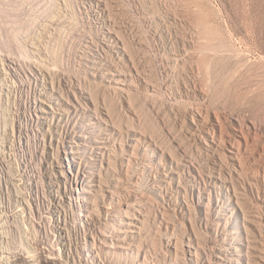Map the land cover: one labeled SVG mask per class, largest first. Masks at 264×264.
I'll list each match as a JSON object with an SVG mask.
<instances>
[{"label":"rangeland","instance_id":"obj_1","mask_svg":"<svg viewBox=\"0 0 264 264\" xmlns=\"http://www.w3.org/2000/svg\"><path fill=\"white\" fill-rule=\"evenodd\" d=\"M105 2L110 9L104 8ZM111 29H120L134 50L137 64L151 68L161 86L151 100L133 98L131 106L135 109L111 90V76L102 75L106 69L120 70V80L131 83L133 67L119 52L117 42L109 38ZM36 62L45 65L40 67ZM52 85L62 92V106L71 112L67 109L49 114L54 104L63 108L50 102ZM92 100L99 103L100 112L111 110L113 120L123 129L133 125L148 137L160 138L158 144L177 151V160L183 159L180 163L195 160L204 171L221 170L225 176L236 171L229 158L222 161L223 166L220 151L197 139L212 130L218 137L222 129L216 125L221 122L223 135L241 142L243 161L253 170L247 173L252 175L261 168V180H254L256 184H251L252 190L247 188V192L244 179L248 175L234 172L238 187L245 190L249 202L259 191L264 196V0H0V264H71L60 250L59 232L55 231L63 218L51 214V208L61 207L58 202L68 200L73 183L79 179L89 185L102 175L112 189L115 178H121L122 184L127 182L126 171L120 168L106 173L102 168L106 159L93 154L90 147L72 168L60 167L61 161H67L58 151L81 143L83 135L89 136L87 142L102 136L89 132L87 125L93 114L90 112L95 111L87 110ZM199 118L207 122L210 131L205 128L203 133L195 128V119ZM102 127L105 133L106 124ZM117 128L108 126L104 135L111 152L121 138ZM124 136L127 142L129 136ZM138 163L131 171H136L150 201L141 206L146 212V227L134 234V240L151 248L152 253L155 246L160 249L168 239L167 233H160L163 223L170 221L172 225L178 218L167 212L173 204L170 195L164 197L149 183L154 175L151 168L142 172L139 169L143 165ZM184 172L186 177L188 171ZM63 173L70 179L66 181ZM214 201L221 212L230 208L218 196L214 195ZM196 213V223H192L196 232L203 237L223 236L213 219L207 225ZM70 218L67 221L72 226ZM227 220L229 231L244 229L239 211ZM183 221L185 224L178 223V229L168 234L186 236L192 227L187 219ZM94 229L80 231L78 241H84L92 231L99 234L98 228ZM75 236L72 233L74 242ZM105 264L125 263L114 260Z\"/></svg>","mask_w":264,"mask_h":264},{"label":"bare ground","instance_id":"obj_2","mask_svg":"<svg viewBox=\"0 0 264 264\" xmlns=\"http://www.w3.org/2000/svg\"><path fill=\"white\" fill-rule=\"evenodd\" d=\"M108 4L109 2H105V7H104L105 9L107 8L110 9ZM119 30H114V29L109 30L108 36L111 40L117 42L118 45L117 44L116 45L120 49L119 52H121L127 58L129 63L133 67V71L131 72L132 74L131 79H129L131 83L126 82L127 83L126 84L125 83L126 79L125 80L123 79L124 80V81L122 80L123 82L120 80V75L123 74L121 73L122 71L120 70L107 71L106 69L104 72L105 74L102 75L104 77L106 75L107 77L109 75L111 76L112 78L110 79L112 80L111 90H113L115 94L122 95L125 98L127 104H129L128 106H130L132 109H135L134 106H133L134 108L131 106V103L133 104V98L135 99L136 97V99H139L137 97H140L141 99L142 97L144 98V100L146 99L147 101V99L149 100L150 97L153 98L154 95H156L157 91L161 86L160 83H158V81L154 78L153 75L154 73L152 74V72L150 71L151 70L150 67H148L150 68V70H148L147 68L145 67L143 68L137 64L136 59L134 58V50L130 48L131 46L129 45L128 41L126 42V40L124 39V37H122L123 35H121ZM121 31L123 30L121 29ZM109 38H107V40H109ZM183 45L184 46L186 45L185 41H183ZM146 60H148V58ZM37 64H36L37 66L40 65L41 67V65L44 63L40 64L39 62ZM93 74L95 76L97 75L96 72ZM114 82L116 84H114ZM50 93L52 95L51 99L49 98L50 102L52 104L56 103L62 106L63 104L61 102L62 92L58 88L55 89V87L53 86V89ZM96 100L95 101L92 100L94 102L91 109H87V110H95L90 112L93 114L88 119L87 125L90 130L89 132L91 133L98 132V134L102 136L99 137L98 139H95L98 137L97 136L93 138L95 139L94 141L92 140V142L89 141L87 142L89 136L83 135L82 137L83 139L81 143H78L76 145L75 143H73L74 145L71 144L70 145L71 147L69 149L64 148L62 151H58L59 157L65 158L67 161V163L61 161L60 167L63 170H65V168L71 167L72 164L76 162L77 158H82L83 156H85L84 153H86V151L90 147L93 150V154L95 153L96 156H100L99 157L100 159L103 160L106 159L105 163H103L102 165V168L105 169L106 173L110 175L112 171L113 173H115V171L120 168L122 172L126 171L127 182L122 184L123 180L121 178H115L113 184L115 183L116 185L115 188L112 189V187L108 185V182L106 183L104 181L102 175H99L97 178L95 177L96 180L94 181V183L89 185L86 184L82 179L79 180L76 179L77 181L73 183L75 186H73L71 192H69L70 195L68 197V200L63 199L64 201L58 202L61 207L51 208V212H50L51 214L56 213L58 214L59 218H63L62 224L59 225L55 231L59 232V236L61 240L60 250L62 251L63 255H65V257L68 259V261H70L71 264H88V263L100 264V262H103V264H105L106 261L112 262L114 260H119L121 262H124L125 264H264V196L259 191L257 197L254 198V200L251 202H249V200L247 201V197L244 196L245 195L244 191L247 188L252 190L251 184L253 183L256 184V182H259L261 180L260 179L262 178L261 168L258 167L260 169L256 170L257 172H254V174L256 173L255 175L253 173H251L252 175L247 173L251 169H249L248 166L246 167V163H244L245 159L243 158L240 149L241 142H238L237 140H232V138L223 135L224 134L222 133L223 128H221L223 124H221V122L219 123L217 122V125L215 124L216 126H219L220 130L222 129L221 134L220 135L219 133L217 134L219 135L218 137L215 136L213 130H212L213 133H211L212 132L211 131L210 134L203 135V133L206 132L205 128L209 130L208 129L209 127H207V122L203 118L202 119L199 118L198 121L195 119L196 122L192 120L194 122L195 128L203 132L202 134L200 133L203 136L199 138L198 134L200 131H197L198 134L197 133L194 134L196 131V129L194 128L193 129L195 131L192 130V132H194L193 133L194 135H198L197 139H200L208 146L215 147L217 151H220L219 155H220L221 163L224 160L227 161V159L229 158L228 161L232 162V164L235 166L236 171H232L233 173L230 172L231 173L230 175H225V176L222 174L223 171L220 172L221 170L219 172L204 171L203 167L202 168L199 166L197 167V165L195 164L196 163L195 160H193L195 163L191 161L192 159L191 157H190L191 162L183 163L185 162L186 160L185 159L182 163H180L183 159L182 160L179 159V161L177 160L179 158V157L177 158L175 157L177 151L174 152V150L171 148H170L171 150L169 149L170 151L166 150L167 148H165V145L164 147H162L161 144H160L161 146L158 144L160 138L157 141V139H155L154 136L148 137L144 134V132H142L141 129L140 130L137 129L138 127L132 128L133 125L130 127L126 126L127 127L126 130L123 129L121 124H120L121 126L118 125L119 122L117 123L115 122V120H113L114 114L112 115L111 110H107L105 112H100L98 110L99 103L96 102ZM54 106H52L51 110L49 111V114L51 115L56 114V112H59V110H67V109L69 111L71 110L69 108H64L63 106L62 107L64 109L60 107L57 108V106L55 107ZM108 106L110 105L108 104ZM75 108H77L78 110L80 107L78 108V104H76ZM189 114L190 112H188L187 110L185 112V115L189 116ZM110 119L112 120V123H110L111 125L109 124V121L111 122ZM114 122L117 123L118 126L116 124H115L116 126H114L113 124ZM104 123L107 126L105 127L106 130L105 133H103L102 130L103 128L102 125ZM108 126L113 127L115 130L117 127H119L117 128L119 130L118 135L121 137L120 141H118L119 144H117L118 147L114 148L112 152L108 142V138L104 136L109 130ZM204 129L205 131H202ZM216 130L219 132L217 128ZM124 133H126L127 136H129L127 137V142H124L125 141ZM193 137L195 138L194 140H196V137L195 136ZM140 160L142 161L140 162ZM134 163H138V164L141 163L143 165L141 166L143 168L140 167L139 169L140 171L142 170V172H144V170L147 168H151V171H153L152 173H154V175L150 179L149 183L153 185L152 187L159 190L162 193L161 195L163 196L170 195L169 196L170 200L173 202V204L169 206V210H167V212L170 211L171 212L170 214H174L176 218H178V220L175 221L172 225L170 224V221L169 222L164 221L165 223H163V226L160 229V233L164 231L165 233L168 234V232H170L171 229L175 230L177 228L175 226L178 225V223L184 222L183 219H187L192 227V223L194 222L195 216L197 214L196 212H199L201 214L200 221L205 222L208 225L209 221L213 219V221H215L216 223L217 229L223 231V233H221L223 234V236H221L220 238H212L209 236L203 237L201 232L200 233L198 231L196 232L197 229H195L194 227H192V229L194 228V230L192 229L191 231L190 229L188 230L186 236L185 235H181V236L179 235L180 237L173 236V234L176 235L175 233H173L172 235L168 234L169 235L168 236L167 234L164 233L165 236H167L168 238L167 241L163 242V244L159 242L160 245L162 244V246L159 245L160 249H157L159 247L155 246L152 252L153 254L149 251L151 249L150 247H149L150 249L148 250V248L142 246L141 243H138L139 241L137 242L136 239L134 240V234L135 233L140 234L144 230V227H146L145 223L147 222L146 221L147 219L144 218V214L146 212L143 211L142 209L143 207L141 208V206L146 204V202L150 201L149 195H147L146 192H144L141 189L142 188L141 179L139 178V176L135 174L136 171L135 172L131 171ZM184 170L188 171L186 177L184 176L185 173ZM252 171L253 170H251V172ZM234 172H237V174L239 172V175L243 173L244 175L246 174L248 175L244 179L246 183V184L243 183L245 189L244 191L240 190V187H238L236 181L237 175L234 174ZM66 174L64 175L67 181L69 177ZM68 175L70 176V174ZM254 180L256 182H254ZM60 186L61 184L58 183V187ZM214 195L218 196L219 198H222L223 202L227 201L226 203L227 206L230 205V208L227 207L226 213L221 212V210L219 209V205L217 206L215 204ZM101 198H104L105 200L103 201ZM68 211L71 212L70 215ZM234 211H239V213H241L242 215V221L244 223L243 230L241 228L240 230L229 231L227 228L228 227L227 219L232 217ZM202 213H204V215H202ZM69 216L72 217L70 218L73 221L72 226H70L67 221ZM102 220L104 221L102 222ZM185 222L182 224H185ZM195 223L196 222H194V224ZM93 228L95 229L98 228L99 234H95V235L91 234L93 232L92 231L90 234L85 235L86 238L84 241H80V242L78 241L77 236L78 233H80V231L82 230L86 231V229L89 231L90 229L93 230ZM72 233L76 234L75 242L73 241L74 239H72ZM239 239L241 241L240 243H237V240ZM160 240L163 241V239ZM159 243L157 242V245Z\"/></svg>","mask_w":264,"mask_h":264}]
</instances>
